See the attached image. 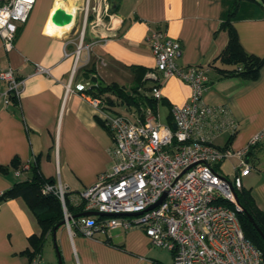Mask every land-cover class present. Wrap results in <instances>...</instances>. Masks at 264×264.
<instances>
[{
    "label": "crops",
    "instance_id": "0c3cea01",
    "mask_svg": "<svg viewBox=\"0 0 264 264\" xmlns=\"http://www.w3.org/2000/svg\"><path fill=\"white\" fill-rule=\"evenodd\" d=\"M82 1L35 0L19 26L14 48L6 51L0 37V70L13 68L24 81L18 99L5 103L0 98V166L4 168H0V193L29 178L30 170L22 166L32 163L45 178H54L66 187L72 206L79 204V192L111 167L113 135L86 90L79 91L76 85L89 88L98 81L116 82L128 89L137 82L134 67L144 68L142 79L145 85H152L146 73L155 67L148 41L155 28L180 42L178 64H199L206 69L204 101L227 106L237 120L234 135L220 134L215 145L240 150L256 133H264V65L253 80L225 77L216 70L227 66L216 59L228 42V32L221 27L228 8L226 0H106L104 4L114 1L115 5L108 11L103 3L98 5L100 12L98 9L90 18L91 28L83 30L82 43L88 48L75 63L80 42L76 11ZM57 7L73 14L71 24L60 27L52 22ZM233 26L247 52L264 55V3L234 21ZM38 66L45 72H37ZM160 90L158 104L166 109L162 122L170 123L171 107L187 102L191 90L177 77L168 78ZM110 108L113 113L134 114L126 106ZM248 159L252 169L243 178V186L249 187L264 211V138ZM229 162L226 173L221 163V173L231 174L238 161L232 158ZM34 234H41V228L23 198L0 202V264H28L31 258L23 251ZM44 237L39 264H58L56 248L62 264H173L171 253L152 247L137 228H115L89 238L64 224L56 230V245L52 232Z\"/></svg>",
    "mask_w": 264,
    "mask_h": 264
},
{
    "label": "built area",
    "instance_id": "2783aa9c",
    "mask_svg": "<svg viewBox=\"0 0 264 264\" xmlns=\"http://www.w3.org/2000/svg\"><path fill=\"white\" fill-rule=\"evenodd\" d=\"M34 4L35 0H0V37L6 51L14 48L19 26ZM104 8L111 9L108 3ZM148 41L155 67L146 73L153 83L145 92L160 101V86L177 77L190 87L187 102L172 106L171 123H163L150 107L143 118L113 113L100 98L86 93L113 135L111 167L78 194L77 206L82 205L83 212L99 214L71 218L64 200L66 187L57 182L46 185L44 191L58 195L66 224L89 238L115 228H137L152 247L171 253L173 264H264L261 251L244 235L233 194L244 187L243 178L252 169L248 152L263 140L264 133H256L240 150L215 145L220 134L234 135L238 122L227 106L204 101L206 69L178 64L181 44L163 29H152ZM84 48L88 46H83L81 38L75 63ZM37 72L45 70L38 66ZM23 86L13 68L0 70V98L5 103L18 99ZM76 88L85 91L88 86L81 83ZM232 158L238 161L232 173H221V163ZM28 167L29 163L24 165ZM39 263L36 254L28 264Z\"/></svg>",
    "mask_w": 264,
    "mask_h": 264
},
{
    "label": "trees",
    "instance_id": "16d2710c",
    "mask_svg": "<svg viewBox=\"0 0 264 264\" xmlns=\"http://www.w3.org/2000/svg\"><path fill=\"white\" fill-rule=\"evenodd\" d=\"M228 8L225 12L221 27L228 32V42L224 50L216 58L221 64L227 65L224 68L216 67V70L222 76H238L246 80L256 79L259 70L264 65V55L258 56L247 52L241 45L236 30L233 26L234 21L246 16L249 12L258 6H262L264 0H226ZM113 11V10H111ZM88 71H93L88 70ZM145 69L142 67H134V76L137 82L126 89L124 86L116 82L102 83L91 85L86 93L91 97L100 98L106 106L121 105L126 106L135 114L142 117L146 107H150L154 112L157 111L159 101L150 97L145 91L151 88V85H145L146 81L142 79ZM93 80L96 78L93 77ZM170 120L171 115L169 114ZM171 123V121H170ZM258 145V144H257ZM251 147L248 152H251L257 146ZM0 168L4 169L2 166ZM23 170H30V177L12 184L7 189L0 193V202L20 197L23 198L29 208L34 213L38 224L41 228V234L32 235L29 239L30 246L23 252L29 258L39 254L44 243V236L46 233H51L54 226L59 224L64 219V212L60 198L53 191H44L46 185L56 184V179L45 178L36 165L29 163L28 168ZM237 198L240 206L246 212H239L238 218L240 220L245 237L251 241L262 253L264 259V211L256 204L250 189L242 188L237 191ZM65 205L71 214L83 212L82 205L72 206L69 203V196L66 192L64 195ZM232 206V204H229ZM248 215H250L258 227V230L252 222H250ZM261 232V233H260Z\"/></svg>",
    "mask_w": 264,
    "mask_h": 264
},
{
    "label": "rangeland",
    "instance_id": "374dc122",
    "mask_svg": "<svg viewBox=\"0 0 264 264\" xmlns=\"http://www.w3.org/2000/svg\"><path fill=\"white\" fill-rule=\"evenodd\" d=\"M82 2L83 3L80 6V9L76 11V21H75L77 29H78V33H77L78 39H80V40H81L82 36H84L83 30H88L89 28H91V24H90L91 19L90 18H94L95 14H97L98 9H99L98 5L99 4L102 5V3H103V6H104L105 0H83ZM87 6H89V7H88L87 15H86V7ZM101 10H102V8H101ZM99 12H100V9H99ZM83 46H85L84 43H83ZM84 49H86V48H84ZM157 111H158L159 119L164 122L166 120V109L163 107L162 103L158 104V110ZM229 163H230L229 161H225L223 163V168L225 169V170H223L224 172L226 170H228ZM246 189H249V187H246Z\"/></svg>",
    "mask_w": 264,
    "mask_h": 264
},
{
    "label": "water",
    "instance_id": "95a60500",
    "mask_svg": "<svg viewBox=\"0 0 264 264\" xmlns=\"http://www.w3.org/2000/svg\"><path fill=\"white\" fill-rule=\"evenodd\" d=\"M110 5H111V8H113L114 5H115V2L112 1L110 3ZM73 17L74 16H73V14L71 12H67L65 9H63L61 7H57L54 10V12H53V14L51 16V20L56 26L65 27V26H67V25L72 23ZM172 127H173V129H175L176 128L175 124H172ZM233 194H234L235 203L239 207V209H238L239 212H246L245 209H243L240 206L236 193L234 192ZM95 214H99V213L96 212V211H87V212H81V213L73 214L71 216V218H77V217H80V216H89V215H95ZM248 218H249L250 222H252L253 225L258 229V227L254 223L252 217L250 215H248ZM64 224H66V220L65 219H63L59 224L55 225L53 230H52V238H53V241H54L55 245H56V242H55V240H56V230L58 229L59 226L64 225ZM55 248H56V246H55ZM56 252H57V257H58V264H62L61 256L58 253V249L57 248H56Z\"/></svg>",
    "mask_w": 264,
    "mask_h": 264
}]
</instances>
